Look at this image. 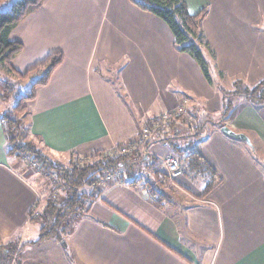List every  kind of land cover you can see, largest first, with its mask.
Returning <instances> with one entry per match:
<instances>
[{"label": "crops", "instance_id": "obj_1", "mask_svg": "<svg viewBox=\"0 0 264 264\" xmlns=\"http://www.w3.org/2000/svg\"><path fill=\"white\" fill-rule=\"evenodd\" d=\"M185 2L191 14L207 11L211 82L190 53L176 48L168 24L130 0H44L11 32L23 43L14 59L22 72L52 52L64 55L29 108L30 135L45 152L112 151L136 142L144 126L184 98L201 120L222 111V90H231L235 80L255 85L264 79V0ZM3 92L0 75V237L35 248L41 242L31 243L38 229L30 211L39 192L7 153ZM234 102L223 122L252 146L214 125L191 148L214 168L212 188L188 170L175 182L163 178V165L153 161L171 152L162 140L171 132H156L142 169L134 171L140 182L104 186L68 235L64 255L72 264H264V163L253 152L257 145L264 150V100L237 96ZM181 119L175 134L185 131ZM145 181L169 196L156 202Z\"/></svg>", "mask_w": 264, "mask_h": 264}, {"label": "trees", "instance_id": "obj_2", "mask_svg": "<svg viewBox=\"0 0 264 264\" xmlns=\"http://www.w3.org/2000/svg\"><path fill=\"white\" fill-rule=\"evenodd\" d=\"M130 1L141 9L163 19L174 35L176 48L179 51L190 53L199 62L208 81H212L204 53L206 50L214 53L203 29V21L207 15L206 10L191 14L185 0ZM43 2L44 0H17L7 10L0 12V68L5 73L2 76L4 78L2 99L4 101L17 99L13 108L15 107L19 111L30 106L37 96L38 89L48 83L52 72L62 63L64 58L62 52L56 51L50 53L42 62L25 72L18 70L14 66V59L22 50L23 43L12 40L10 34L24 19L38 10ZM10 75L17 77L18 81L11 80ZM29 76L32 77L27 84L28 91L22 92L19 79H28ZM233 86L234 90H222L223 106L220 119L216 122L212 121V114H206V116L204 115L206 123H213L221 128L224 124L223 121L228 119L225 116L232 112L235 105L234 98L237 96H244L254 104H259L264 100V79L255 85H249L243 80H235ZM13 108L9 109V112L3 117L7 137V153L17 158H22L24 155H32L29 158L36 161L39 169H43V173L51 180L49 186L53 188L43 200L38 198L36 205L30 211L32 220L41 221L39 238L32 241V244H37L43 239L53 237L66 240L68 235L75 230L78 222L89 214L92 204L101 196V190L97 188L96 184L105 174L120 167L125 170L130 169L131 164L139 165L146 161L144 155L140 153H136L133 156L135 158H129L127 155H106L100 158L102 151H95L88 156L97 158L86 160L82 163H75L72 166L66 167L58 162H53L33 142H22L24 129L21 131L19 121L13 115ZM194 116L200 119L197 113ZM198 118H196V123L194 124L187 122L184 118L181 121L184 124L186 136L197 137L195 140L200 142L206 139L210 132H208L205 125L199 124L200 120ZM176 119L171 120L169 130L165 131V133L163 132L164 134L173 130L171 127L173 125L176 126ZM187 131L194 133L189 135ZM174 132L162 140L171 141L169 143L173 145L174 142L172 140L177 136ZM181 136L183 137V135ZM193 143L191 140L188 141L185 149L190 151V148L194 146ZM172 147L175 150L180 149L176 144ZM253 152L254 155L257 154L255 149ZM182 161L186 171L190 170L206 177L214 176L215 178L213 177L212 180L209 177L210 182L205 187L207 191L212 188L217 179V174L199 152L190 151L184 156ZM130 182L133 183V181ZM144 183L151 187L149 182L145 181ZM93 189L96 191L93 192ZM54 190L58 191L59 194L52 197ZM150 194L155 197L156 202L163 201L161 197L167 196L166 193L155 186L150 188ZM20 250L16 242H8L0 237V264H9L16 258Z\"/></svg>", "mask_w": 264, "mask_h": 264}, {"label": "rangeland", "instance_id": "obj_3", "mask_svg": "<svg viewBox=\"0 0 264 264\" xmlns=\"http://www.w3.org/2000/svg\"><path fill=\"white\" fill-rule=\"evenodd\" d=\"M15 1L17 0H0V12H3L5 10H7ZM5 73L3 72V70L0 68V75L3 76ZM11 76V75H10ZM32 76H29L28 79H19L20 81V86H21V91L22 92H27L28 91V88H27V84L29 82V79L31 78ZM11 80H15V81H18V78L15 77V76H11ZM231 90H234V86H231ZM229 91V90H228ZM188 104V98H184ZM17 101V99H11L10 101H5L6 103V108L7 110L4 111L3 113V117L4 115L9 112L8 110L13 108V105L14 103ZM29 107H27V109H24L22 111H19L17 109H15V107L12 109L13 111V115L17 118V120L19 121V125H20V128H21V131H23V135H24V138L22 139V142H33V144H35V146L38 148V149H41L48 157L50 160H52L53 162H58L64 166H72L73 164L75 163H82V162H85L86 160H93L97 157H91V156H88V155H79V156H64V155H54V154H51V153H47L45 152L42 148V146L39 145V142L37 140H35L31 135H30V132L28 130V122H29V118H28V115H29ZM193 113V112H192ZM196 113V112H195ZM194 114V113H193ZM220 115H221V112H212V118L211 120L212 121H217L218 119H220ZM231 115V113L225 117L229 118ZM198 118V117H196ZM199 120V118H198ZM199 124L201 125H205L208 129V132L211 133L212 131V128L214 127L215 124H208L206 123V117H203ZM150 125V124H148ZM226 125V124H223V126ZM184 126V124H183ZM185 128V127H184ZM171 129L173 130H170L171 132V135H172V132H174V130L176 129V132H177V128L173 125L171 127ZM221 129V128H220ZM175 133V132H174ZM178 133H179V136H178ZM178 133L176 134V138H174L172 141L174 142V144H176L178 147H180L179 150H175L171 145V152L169 154H174L176 156H178L181 160V164H182V168L184 170V172L186 171V167H184V162L182 161L184 156L186 154H188L190 151H192L193 149L190 148V151L188 149H185V147L187 146V143L188 141H192L194 142L193 145L195 143H197V141L195 140L197 137H194V136H190V137H187L185 132L184 131H178ZM187 133H189V135L193 134L194 132H191V131H187ZM181 135L183 136H186V137H182ZM158 136H163L161 134H159ZM185 138V139H184ZM149 140L148 141H144V139L142 137H140L136 142H133L134 143V148L133 150H131L129 153H122L120 152L119 150H112V151H108V152H104L102 151V154L100 156V158H102L103 156H106V155H111V156H120V155H127L129 158H132L133 156H135L136 153H140L141 155H144L147 156V152H148V145H149ZM171 142V141H169ZM256 151H257V156L258 158L260 159V161H262L264 163V150L262 149L261 146H256L254 148ZM32 155H24L22 158H17L15 156H12L14 157L15 159H17V162H20V166H18V168L20 169V171L26 173L27 175H29V179L30 181H32L36 186H37V189H38V192H39V198H42V200L50 194V192L53 190L52 187H50V179H48V177L43 173V169H39L38 167V164L37 166L35 167L33 162H36L35 160H32L31 157ZM90 157V158H89ZM135 158V157H133ZM72 159V161H71ZM163 159L164 158H159L157 160H155V162L153 164H157L158 168H162V165H163V170L160 171L162 172V177L164 178L166 175L169 177L168 173H167V170L165 168V165H164V162H163ZM158 161V162H157ZM132 169V168H130ZM129 168L128 169H123V168H118L116 170H113L111 172H108L107 174L104 175V177H102L96 184L97 188H99V190H103L104 186L108 185L109 183H113V182H117L119 181L120 179L123 180H130V181H133V182H140L138 176L135 175L134 171L136 170H139V169H142V164H139L137 165L136 167H134V169L130 170ZM166 171V172H165ZM190 171V170H189ZM53 176H55L54 174H52ZM165 175V176H164ZM204 179L207 180V183L210 182L209 180V177L206 178L205 175H202ZM170 179V178H169ZM171 180V179H170ZM209 180V182H208ZM149 182V181H147ZM173 182V181H171ZM150 183V186H154V184H152L151 182ZM206 183V185H207ZM143 185L144 186H147V184H145L143 182ZM49 186V188H48ZM96 190L93 189V192H95ZM59 193L58 191H55L53 192L52 194V197L53 196H57ZM169 196V195H167ZM100 198V197H99ZM162 198V197H161ZM155 199V198H154ZM41 221H35L34 223V226H36V229L37 232L34 234V237L32 238L33 240H36L39 238V235H40V227H41V224H40ZM53 240L54 243L51 244L49 243L50 241L48 240ZM14 242V241H12ZM31 242V241H30ZM41 243H39V245L35 248H32V247H25L24 248V245H18L19 248L21 249L18 254L16 255V261H14L16 264H72V262L64 255L66 254L64 252V246L62 245V240L61 239H58L56 237H53V238H46V239H43L40 241ZM66 242H67V239H66ZM26 243H29V242H26ZM25 244V243H24ZM57 244V245H56ZM58 246L57 248L59 249H55V247ZM68 249V243H67V247L65 250ZM14 259V260H15Z\"/></svg>", "mask_w": 264, "mask_h": 264}, {"label": "built area", "instance_id": "obj_4", "mask_svg": "<svg viewBox=\"0 0 264 264\" xmlns=\"http://www.w3.org/2000/svg\"><path fill=\"white\" fill-rule=\"evenodd\" d=\"M187 102L185 99H183V103L179 106H177L175 109H173L170 112L163 113L157 118L155 122H153L150 125H146L143 127V130L141 132V137L144 139V141H150L153 136L158 131H168L169 130V124L171 120L176 118H184L187 122L194 124L196 123V117L192 112L189 110ZM134 148V143H126L115 150H119L122 153H129ZM163 162L165 165V168L167 170V173L169 175V178L175 182L179 178H181L184 175V170L182 168L181 160L178 156L174 154H168L165 157H163ZM34 166L36 167V162H33Z\"/></svg>", "mask_w": 264, "mask_h": 264}, {"label": "water", "instance_id": "obj_5", "mask_svg": "<svg viewBox=\"0 0 264 264\" xmlns=\"http://www.w3.org/2000/svg\"><path fill=\"white\" fill-rule=\"evenodd\" d=\"M221 131L229 136V137H232V138H235V139H241V140H244L245 142H247L250 146H252V142L250 140V138L244 134V133H238V132H235L233 131L230 127H228L227 125H224L221 127ZM62 245L64 247H67V242L66 240H62Z\"/></svg>", "mask_w": 264, "mask_h": 264}]
</instances>
